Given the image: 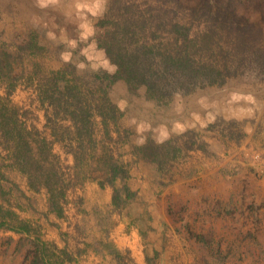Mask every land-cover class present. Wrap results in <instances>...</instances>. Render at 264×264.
<instances>
[{
	"label": "rangeland",
	"instance_id": "1",
	"mask_svg": "<svg viewBox=\"0 0 264 264\" xmlns=\"http://www.w3.org/2000/svg\"><path fill=\"white\" fill-rule=\"evenodd\" d=\"M108 2L0 0V40L14 49L33 40L35 47L21 51L24 60L18 61L26 77L39 74L35 63L43 75L72 60L82 69L114 72L97 41ZM244 4L241 12L259 23L246 48L235 52L233 38L226 37L225 46L203 57L223 72L230 69L222 84L175 93L160 104L130 94L121 81L112 87L110 96L124 112V139L111 146L129 164L126 182L136 194L129 213L114 204L112 186L88 179L68 189L60 217L49 210L45 189L33 191L8 171L20 191L7 197L10 203L0 196V204L4 210L12 204L33 224L31 239L65 248L64 264H151L148 256L152 264H264V0ZM203 30L200 25L194 32ZM12 100L28 125L46 130L34 87L21 83ZM148 138L169 142L161 163L137 148ZM55 151L64 166L74 164L60 144ZM36 254L26 235L0 229V264H35Z\"/></svg>",
	"mask_w": 264,
	"mask_h": 264
},
{
	"label": "trees",
	"instance_id": "2",
	"mask_svg": "<svg viewBox=\"0 0 264 264\" xmlns=\"http://www.w3.org/2000/svg\"><path fill=\"white\" fill-rule=\"evenodd\" d=\"M244 3L245 0H111L97 24V41L116 66L114 72L103 68L82 69L78 67L79 61L72 60L43 75L40 65L35 63V70L41 76L35 72L26 77L23 68L17 71L18 61L24 60L21 51L35 47L33 40L14 45L16 49L0 40V196L3 200L10 203L7 197L15 190L20 191V186L8 175V171L17 172L26 179L29 189L37 192L45 189L49 210L63 217L68 189L91 179L102 187L112 186L114 204L129 213L136 194L126 182L129 164L118 158L111 146L124 139L119 124L124 112L110 96L112 87L121 81L130 94L160 104L175 93L188 94L199 86L222 84L230 69L223 72L203 57L213 47L225 46L226 37L233 38L235 52L246 48L250 42L248 35L259 29V23L241 12ZM200 25H204V30L195 33V27ZM227 50L225 53L230 55V47ZM73 53L76 56V51ZM21 83L25 88L34 87L40 106L45 109V128L49 133L28 125L21 107L13 102L12 95ZM168 143L148 138L137 148L147 154L146 159L154 156L159 161ZM57 144L73 155V165L62 164L61 156L55 151ZM90 159L98 165H91ZM90 170L99 171L102 176H92ZM9 205L4 210L0 204V229L27 236L30 248L38 252V260L33 263L64 264L66 257L62 256L67 255V250L40 237L31 239L35 232L33 224L21 219L15 206ZM141 233L145 236V232L141 230ZM54 256L59 261H52ZM152 259L148 256V263L152 264Z\"/></svg>",
	"mask_w": 264,
	"mask_h": 264
},
{
	"label": "crops",
	"instance_id": "3",
	"mask_svg": "<svg viewBox=\"0 0 264 264\" xmlns=\"http://www.w3.org/2000/svg\"><path fill=\"white\" fill-rule=\"evenodd\" d=\"M77 40V39H76ZM41 191H43V190H41Z\"/></svg>",
	"mask_w": 264,
	"mask_h": 264
}]
</instances>
